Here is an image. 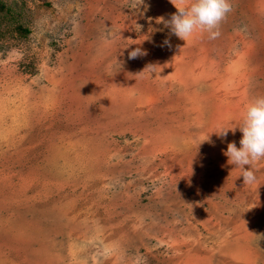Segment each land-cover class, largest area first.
<instances>
[{"label": "rangeland", "instance_id": "obj_1", "mask_svg": "<svg viewBox=\"0 0 264 264\" xmlns=\"http://www.w3.org/2000/svg\"><path fill=\"white\" fill-rule=\"evenodd\" d=\"M231 4L184 42L171 0H0V264H264V158L216 132L264 96V0Z\"/></svg>", "mask_w": 264, "mask_h": 264}, {"label": "clouds", "instance_id": "obj_2", "mask_svg": "<svg viewBox=\"0 0 264 264\" xmlns=\"http://www.w3.org/2000/svg\"><path fill=\"white\" fill-rule=\"evenodd\" d=\"M142 3L143 0H135L136 6ZM171 3L177 9L176 13L168 20H160L172 34L184 42L203 33H207L209 39L218 38L222 22L232 11L231 0H171ZM167 43L166 40L165 44ZM142 54L137 48L128 55L130 59H135ZM237 127L242 132L240 147L235 143H228L225 155L229 163L240 168L239 176L243 177L244 183L251 184L256 180L252 166L264 158V96H257L249 101L239 126L221 127L216 132L223 138L229 131L235 132ZM207 139L208 135L203 140Z\"/></svg>", "mask_w": 264, "mask_h": 264}]
</instances>
